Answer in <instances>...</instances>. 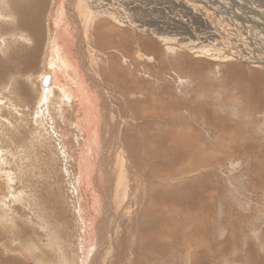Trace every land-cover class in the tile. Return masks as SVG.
Here are the masks:
<instances>
[{"label": "rangeland", "instance_id": "374dc122", "mask_svg": "<svg viewBox=\"0 0 264 264\" xmlns=\"http://www.w3.org/2000/svg\"><path fill=\"white\" fill-rule=\"evenodd\" d=\"M64 1L51 0L42 12L45 36L32 73L33 94L29 100L33 105L16 108L0 95V264L4 259L17 264H41L39 256L48 264H81L84 253V264L112 257L111 264H120L127 256H133L134 261L128 264H192L199 252L207 255L209 264H230L231 254L237 255L231 264H254L234 248L221 254L213 244H220L221 249V243L235 232L229 228L230 222L241 224L250 211L257 213L261 223L257 233L264 236V185L259 189L257 180L264 170V156L244 151L249 144L264 146V0H74L78 10L72 7L74 14L67 12L73 58L77 61L75 50L80 47L84 66L89 67L84 75L88 81L91 78L93 83L98 82H87V89L99 101L97 105L92 103L99 117V135L96 148L84 154L81 150L88 135L83 126V109L78 104L81 97L72 94L79 93L80 84H76L79 79H72L73 71L66 74L71 102L59 98L61 93L55 91L51 108L46 107L47 102L40 103L41 94L64 80V76L60 79L54 74L48 63L55 31L52 19ZM86 18L90 25H86ZM76 23L80 30L72 29ZM96 23L106 25L108 29L104 31L120 34L129 46L123 48L121 40L112 39L111 45L119 46L107 43V47L99 48L93 29ZM0 36L1 50L5 37ZM141 39L151 41L157 53L144 50L138 43ZM17 41L21 43L19 52L30 45L23 36ZM217 54H224L223 59ZM188 61L199 63L201 68L209 64L208 70H200L197 63L194 67V72H205L206 76L195 82L192 71L186 69ZM97 62L104 65L103 77L96 72ZM229 63L235 64L241 78H231L233 69L227 68ZM115 68L127 81L128 91L117 88ZM50 74L49 88L41 90L44 87L40 80ZM19 76L20 72L2 73L0 82ZM208 81L217 83L214 86L218 88L201 87ZM163 87L171 91L168 95L175 94L176 106L172 107L176 102L170 104L164 99ZM146 101L152 106L146 108ZM246 104L261 110L249 119L242 115L244 107L250 109ZM197 110H208L214 121L198 116ZM225 120L232 127L243 123L247 126L228 134L217 126ZM179 135L194 137L192 155L167 153ZM190 143L185 148H191ZM83 164L87 174L82 172ZM243 170L250 171L245 174ZM155 172L167 175L159 179ZM188 182L191 187L197 186L187 188L178 202L173 197V184L187 187L183 183ZM149 212L154 215V226L165 224L167 228L161 231L172 238L166 235L164 240L150 245L148 236L139 233L146 228L141 224ZM159 220L164 223L157 225ZM198 223L202 227L210 225L212 232L204 228L200 231ZM239 226L244 228L238 227L233 233L235 238L238 235V243L245 237L255 242L258 229L249 232L248 228L256 225ZM211 237L213 243L201 246ZM115 238L126 241L124 251L117 254ZM166 242L174 248L162 259L155 248ZM31 249L37 256L28 255ZM252 249L264 254L260 244H254Z\"/></svg>", "mask_w": 264, "mask_h": 264}, {"label": "bare ground", "instance_id": "6f19581e", "mask_svg": "<svg viewBox=\"0 0 264 264\" xmlns=\"http://www.w3.org/2000/svg\"><path fill=\"white\" fill-rule=\"evenodd\" d=\"M50 1L51 0H0V15L3 17V20L0 21V23L2 24V25H0L1 26L0 35H3L5 37V40L3 42V44L5 43L4 48L0 50V75H2V73H8L10 71H14V72H18V73L20 72V76L18 78H15V79L14 78L13 79L10 78L8 80V82H6V83L0 82V91L3 92V93H8L7 96H2L3 99L6 100V101L9 100V104L11 106H13V107L22 108V106H24V108L27 109L32 104L31 102L33 100H29V98L31 97V94H32V86H33V81H34V79L32 78V73L34 72V69L36 68V65L38 63V59L40 58L39 53L42 50L41 46L44 43V36H45V31L41 27L42 24H43L42 23V21H43L42 12H45L47 10ZM58 7L59 8L56 10L54 18L52 19V24H53V27H54L55 31L53 30V35L54 36L52 37V39L50 41V49H49V57H48V61L49 62L48 63H49V66L51 67V69L53 70L54 74L56 76L58 75V77L60 79H62V77L64 76V80H63L62 83H61V81L55 83L57 89L54 87L50 91H47V92L41 94L40 103L42 101H44V105H45V103L47 102L46 107L51 108L52 106H50V105H53L52 103H54V98L56 97L55 91H59L61 93V97H59V98H63L67 102H71V94L69 92V88H68V85H67L66 74H67V72L72 73V71H73L74 75H72V79L73 80L74 79H79L76 84H78V83H80V84L78 85L79 93L77 91L76 92L72 91V94L74 95V93H77V96L81 97V100H80V102L78 104L81 107V109H83V117H82L83 126H84V129H85V133H87V135H88V139H85L83 141L84 147H83V150H81L82 154H84V152H90V150L92 148L93 149L96 148L95 144L97 143V140H98L97 137L99 135V133H98L99 117L97 116V111H95L96 109H92V103L97 105L96 102H99V101H98L97 98L93 97L90 94L89 89H87V87L90 86V85L87 84V82L89 83V81H90V83L92 85H98V82L93 83V81L90 78V76H89L90 79L88 81V79H87L88 76L84 75V74L88 73L89 67L86 68L84 66V57L82 55V50H81L80 47L75 50V55H76L77 61L74 60V58H73V49H71L73 36L71 34V31L68 29L67 25H68V21H69L68 13L71 14V15L74 14V13L72 14V10L71 9H72V7L73 8L75 7V1L74 0H65ZM76 9L78 10V8H76ZM85 22L88 23L86 25H90V19L86 18ZM7 23H8V25H7ZM76 26H79V24L77 25V23H76L72 27V29L80 30V27L76 28ZM94 26H93V29H94V32H95V39H96V42H97V46L99 48H103L105 46L107 47V43H108V45L113 44L114 43L113 40H121L122 42H120V43H121V47H123V48H126V47L129 46V44H126L122 40L120 34L115 33L113 30H112V32H108V30L104 31L103 29H108L106 27V25H104L103 27H100V26H98V23H96V24H94ZM82 28H84V26ZM81 31H83V30H81ZM6 35H13V36H15V38L12 39L11 37H13V36H10V38H7ZM20 36L26 37V38H28L30 40V45L28 47H26L23 52H19V50H18L19 49L18 46L21 43H19L20 41H17V38L20 37ZM42 37H43V39H42ZM21 39H22V37H21ZM163 39H167V38L164 37ZM110 40H112V41H110ZM120 43H116V44H120ZM138 43L144 50L148 51L149 53H157V48H155L156 46L151 41H149L148 39H141ZM174 44L175 43H172V44L170 43V46L174 45ZM116 46H119V45H115V46L111 45V47H116ZM167 50H170V51L173 52V50H171V48H169V47L167 48ZM209 52L211 53V51H209ZM209 54H207V55L210 56ZM230 54H232V53H230ZM215 56L216 57L219 56L217 58H220V56H221V58H222V56H224V54H222V55H218L217 54ZM227 56H229V55H227ZM230 56H232V55H230ZM174 57H176V56H174ZM212 57H214V55ZM217 58L216 59L214 58V59L217 60ZM187 63H189L188 66H187ZM187 63H186V66L188 68H186V69H187V71H192V74H193L195 82H197L198 78L199 79H203L206 76L205 72L200 73V72H198V70L194 72V70H195L194 67L199 66V68H201L199 63L196 62L197 63L196 64L195 62H192V61L191 62L188 61ZM97 64L98 65L96 66V72L98 73L99 76L103 77L105 75V73H104V70H105L104 65L102 63H100V62H97ZM204 64H206L207 66L202 65L203 67L200 70H204V69L208 70L210 68L209 64H207V63H204ZM227 66H228V64H227ZM229 66L227 68H232L233 69L232 73H231V78L232 79H238V78L242 77V75L240 74L238 69L236 67H233V66H235V64L234 65L230 64ZM183 68L185 70V67H183ZM189 69H191V70H189ZM225 70H227V69L225 68ZM77 71H78V73H79V71H81L83 73V75L81 76L80 73H79V75H77ZM5 75L6 74L3 75L4 78H5ZM48 76L50 77L49 82H51V79H52L51 74L48 75ZM114 79L117 81L116 86H117V88L119 90L128 91L130 89V87L127 84V81H124V78L122 79L120 72H118V70L116 68H115ZM127 79H130V77H128ZM18 80H20V84L19 85L17 84ZM22 80H23V84L21 83ZM70 81H71V79H70ZM195 82H193V83H195ZM214 82L216 83V81H214ZM222 82L223 81H220V83H222ZM220 83H218V86H220L219 85ZM216 84L212 83L211 81H208V84L205 83V82H203V84L201 83V87H203V88H205L207 90H211L213 88H218V87L214 86ZM195 85H196V83H195ZM130 86H131V84H130ZM188 87H189V84H188ZM48 88H49V86L47 88H45V89L44 88H42V89L46 90ZM189 90H191V89H189ZM169 93H171V91L167 87H163V94H165L164 99H167L170 102V104L173 103V102H176L172 106V107H174L177 104L176 97L174 96L175 94L172 96L171 94L168 95ZM21 94H22V96H21ZM99 97H101V100L103 102L104 101V97L102 95H100ZM59 98H58V100H59ZM48 101H49V103H48ZM146 102L148 104V105H146V108H148L149 106H152L151 104L148 103V101H146ZM40 103H37V105H40ZM74 104L76 105V102ZM247 106H249L250 109H247V108L244 107L242 109V111H243L242 115H248V117H250L249 119H252L255 116V114L261 110V109L255 107V106H252V105H247ZM57 107H58V110H59L60 109L59 105ZM133 107L137 108V109L139 108L138 105H136V104H134ZM53 108H55V106H53ZM32 109H33V107H32ZM52 110L54 111V109H52ZM64 110H65V108H64ZM59 111L61 112V110H59ZM199 111L200 110H197V113H198L197 115L198 116H203L204 115L205 116L204 118L207 119L209 122H213L214 121V118H212L213 115H211V114L208 115L207 114L208 110H202V112L200 111V113H199ZM48 114H49V112H48ZM23 115H26V114H23ZM248 117H246V118H248ZM147 121H150V120H147ZM217 126H218V128L220 130H223L226 133L231 134L232 130H234V132H235L240 127H244V129H245L247 124L243 123L240 127H235V126L232 127L230 122L228 120H225L224 123L218 124ZM228 127L231 128V131L228 130ZM20 133H22V131ZM257 133H258V131H257ZM257 133H256V138L258 136ZM240 134L242 135L243 133H240ZM245 135L248 136L250 134L245 132ZM171 136H172V134H171ZM194 140H195L194 137L193 138H186L183 135H179L177 138H175L174 145L167 150V153L180 154L181 157H184V155L187 156V154L192 155L193 151H194V146L192 145V142ZM187 142H189V143L191 142L190 143L191 145L188 144L191 147L189 149L185 148ZM245 150H251V155H253V156H264V146H263V144H259V147L249 144V145H246L244 147V151ZM84 164H86V163L84 162ZM84 164L82 165L81 169H82L83 173L87 174L88 171H85V165ZM169 166H174V164H171ZM249 171L250 170H247V171L243 170V172H246L245 174H247ZM167 173H170V172L168 171ZM155 175L157 176V178L160 179L161 177H163L164 175H167V174L162 173V172H155ZM263 175H264V170L262 172H260V174L258 176V179H257L258 182H259V189L262 188V185H264ZM172 181H175V180L173 179ZM112 183H114V182L111 179V185H113ZM171 183H173V182H171ZM183 184H186L187 187H181V186H179L180 184L179 185H174L173 184V188H172L173 197L175 198V200H178V202L181 200V197L183 196V194L185 193L187 188H195L197 186L196 185L195 187H191V185H189V184H192L191 182L183 183ZM256 187H258V186L256 185ZM175 189H177V190H175ZM190 209L191 208H189V210ZM181 212H182V210H181ZM229 212H231V211H229ZM183 213H186V212L184 211ZM231 213H233V212H231ZM241 213H243V211ZM249 214H250L249 217L245 218L244 221L242 220L241 224H239V225H246V226L249 225V224H250V226H251V224L256 225L253 228L251 226L252 229L248 228L249 232H255L256 229H258V228H256L257 226L261 227L260 226L261 223H258L259 217H257V213L256 212H253V211L251 212L250 211ZM146 218L147 219H145L143 224H141V225H146V228H143L142 230H140L139 233L144 235V236H148L150 245H156L160 240H164L165 239V238L164 239H162V238L165 237L167 234L164 236L163 234H165V232L162 233L161 229L163 231H165L164 229L167 228V226L165 224L162 225V227L154 226V222L152 221L153 218H154V215L151 212L148 213V216ZM166 218H164V219H166ZM171 218L173 219V217H171ZM170 220H168V221H170ZM88 222L90 224L91 220L88 219ZM162 222L163 221L159 220L157 225L162 224ZM83 223L86 224L87 222L85 223V221H83ZM172 223H173V220H172ZM168 224H170V223L168 222ZM172 225L174 226V223ZM239 225H238V223H236V221L232 222V223L230 222L229 228L232 231L235 230V232H233V233H236V228H238V227L244 228V227L239 226ZM197 228H200V229L204 228L207 232H212V227L210 225H206V226L202 227L201 224L198 223L197 224ZM194 229H195V231L197 230L196 228H194ZM147 231H148V233H147ZM200 231H202V229ZM259 231H261L260 228L255 233H257ZM171 233L173 235L172 231H171ZM200 233L202 234V232H200ZM200 233L198 235H201ZM228 233H229V231H228ZM233 233H232V235H230V237H228L226 239V241L221 243L222 244L221 249H220V244H213L214 250H217V251L221 252V254H224V253H227L228 251H230L231 248H234L236 252H239L240 254H242V253L246 254V259L247 260L250 259L251 261H253L254 264H264V254L260 255V253L257 250V252H258V255H257V252L255 253L256 250L253 251V249H252V248H254V244H258V245L260 244L261 246L264 247V239H263L264 236L262 235L263 233L262 234L257 233L256 237H255V242H252V243H250L251 241H249V238H246V237L242 238L240 240V243H238V241L236 239L238 235H236V238H235ZM168 235H167V238H169V237L172 238V236H168ZM240 236L241 235H239V237ZM199 238L201 239V236ZM195 239H196V237H195ZM200 239H198V240H200ZM115 242H116V245H117L116 254L119 253L120 251H124V244H125V247H126V241L117 240L115 238ZM211 243H213L212 242V237L206 239L205 242L203 241V243H201V246L203 244L205 246V248H206ZM198 244H199V242L197 241L195 243V245H198ZM217 245H218V247H217ZM241 245H245L247 250L244 248V246H241ZM171 247L174 248V246H172V245H170L169 243L166 242L164 244L156 246L155 251L158 254H160V256L162 258V257H164L166 255V253L170 250ZM197 248H198V246H197ZM30 251H31V253H28V255H34L36 253L35 249H31ZM104 251H103V253H104ZM223 251H224V253H222ZM169 256L171 257V254H169ZM206 256L207 255L204 256V254L202 252L196 253V255L193 258V263L192 264H209L210 262L207 261L208 258H205ZM83 257L86 258L85 257V253H84ZM83 257H82V260H81L82 263L80 262L81 264L85 263L84 262L85 259ZM132 257L131 258H129V256L124 257V259L126 261H122V262L127 263V264H128L129 261L130 262H134V261H131ZM236 257H237V255H232L231 254L230 257H229L231 260L229 262H231V263L234 262L236 260L235 259ZM99 258L101 259L102 255H100ZM112 258L111 259L108 258V259H106V261H102V262H98L97 259H94L92 261V263H90V264H106V263L107 264H111ZM158 258H156V259L158 260ZM254 259H256V261ZM104 260H105V258H104ZM38 261H39V263L41 262V264H48L44 260L43 256H39ZM241 261H242V263H244L245 258H244V261L239 259V263ZM88 262H91V261H88ZM136 263H138V261ZM211 263H213V262H211ZM1 264H17V263H15L14 261L9 260V259H4V260L1 261Z\"/></svg>", "mask_w": 264, "mask_h": 264}, {"label": "water", "instance_id": "95a60500", "mask_svg": "<svg viewBox=\"0 0 264 264\" xmlns=\"http://www.w3.org/2000/svg\"><path fill=\"white\" fill-rule=\"evenodd\" d=\"M50 77L48 75H45L41 81H42V87L46 88V86L49 84Z\"/></svg>", "mask_w": 264, "mask_h": 264}, {"label": "crops", "instance_id": "0c3cea01", "mask_svg": "<svg viewBox=\"0 0 264 264\" xmlns=\"http://www.w3.org/2000/svg\"><path fill=\"white\" fill-rule=\"evenodd\" d=\"M40 81H41V80H40ZM42 90H43V89H42ZM32 94H33V92H32ZM0 95H1V97H2V96H6V95H8V93H3V92L0 91Z\"/></svg>", "mask_w": 264, "mask_h": 264}]
</instances>
